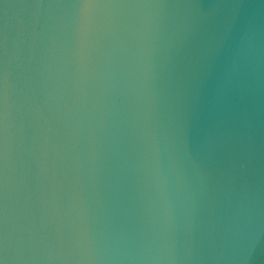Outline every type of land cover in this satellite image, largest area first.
<instances>
[{
  "label": "water",
  "instance_id": "obj_1",
  "mask_svg": "<svg viewBox=\"0 0 264 264\" xmlns=\"http://www.w3.org/2000/svg\"><path fill=\"white\" fill-rule=\"evenodd\" d=\"M0 264H264V0H0Z\"/></svg>",
  "mask_w": 264,
  "mask_h": 264
}]
</instances>
